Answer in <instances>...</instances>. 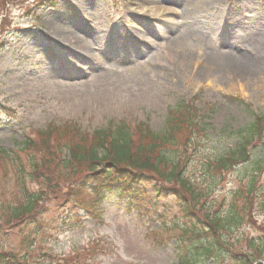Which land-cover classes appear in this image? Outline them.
<instances>
[{
  "label": "rangeland",
  "instance_id": "rangeland-1",
  "mask_svg": "<svg viewBox=\"0 0 264 264\" xmlns=\"http://www.w3.org/2000/svg\"><path fill=\"white\" fill-rule=\"evenodd\" d=\"M155 1L3 0L0 148L15 153L45 129L70 125L83 137L141 126L158 133L167 110L195 95L200 111L206 105L213 133L251 121L245 106L231 98L249 105V112H264V0H189L196 6L186 17L153 19L161 14ZM178 1L159 6L179 12ZM204 29L217 30L207 49L195 58L182 52L179 36L192 38ZM21 153L23 162L27 155L38 160L32 149ZM10 171L0 168V206L8 193L12 201L20 199ZM225 179L214 193L222 199L234 185ZM260 181L264 189V168ZM118 196L109 191L88 210H59L60 219L37 236L26 264H237L223 242L238 241L245 249L247 237H264L260 205L238 231L204 238L220 256L206 262L201 245L207 243L193 232L179 253V231L172 229L179 212L172 200L138 209ZM90 197L85 192L87 205ZM17 243L16 230L0 223V250L17 251ZM7 258L23 264L19 256Z\"/></svg>",
  "mask_w": 264,
  "mask_h": 264
},
{
  "label": "trees",
  "instance_id": "trees-1",
  "mask_svg": "<svg viewBox=\"0 0 264 264\" xmlns=\"http://www.w3.org/2000/svg\"><path fill=\"white\" fill-rule=\"evenodd\" d=\"M231 99L245 106L251 121L228 133H213L203 114L206 105L203 103L200 111L199 95H195L167 110L158 133L141 126L132 133L120 128L83 137L77 126L70 125L72 128L45 129L36 140L22 143L21 151L15 153L0 148V168L3 174L13 168L20 196L12 201L8 193L0 206V223L16 230L18 238L17 251L0 250V264L20 263L8 255L19 256L26 264L37 236L60 219L59 210H87L85 192L94 195L91 202H98L97 196L105 190L117 191L138 209L172 200L179 212L177 224L172 225L179 231V253L184 252L182 244L193 232L207 243L201 245L204 260L218 261V247L204 238L238 231L255 207L264 206L260 181L264 112H249V105ZM29 149L38 160L27 155L23 162L20 154ZM64 150L67 158L62 157ZM226 176L234 185L222 199L214 193ZM222 245L237 264L264 260V237H247L245 249L238 241H224Z\"/></svg>",
  "mask_w": 264,
  "mask_h": 264
},
{
  "label": "bare ground",
  "instance_id": "bare-ground-1",
  "mask_svg": "<svg viewBox=\"0 0 264 264\" xmlns=\"http://www.w3.org/2000/svg\"><path fill=\"white\" fill-rule=\"evenodd\" d=\"M165 0H157L154 2V8H157L161 14L156 15L155 18H161L166 15L173 16V15H181L185 16L189 13L191 9H194L196 6L195 2L189 0H181L178 1V5L180 6L179 12L172 11L171 8L168 6H159V4L163 3ZM144 12H146V7L144 6ZM166 23H173V21H166ZM217 35L216 29H204L202 32L196 31L192 38H188V33H184L179 36V46L182 49V52H186V54L190 57L195 58V55L198 54L199 51L202 50L204 52L208 46V40H214ZM198 37V38H197Z\"/></svg>",
  "mask_w": 264,
  "mask_h": 264
}]
</instances>
